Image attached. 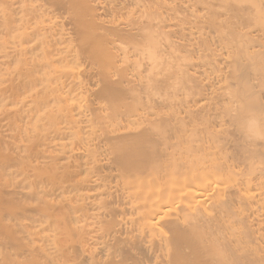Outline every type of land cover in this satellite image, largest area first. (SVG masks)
I'll use <instances>...</instances> for the list:
<instances>
[{
    "label": "bare ground",
    "instance_id": "obj_1",
    "mask_svg": "<svg viewBox=\"0 0 264 264\" xmlns=\"http://www.w3.org/2000/svg\"><path fill=\"white\" fill-rule=\"evenodd\" d=\"M0 264H264V0H0Z\"/></svg>",
    "mask_w": 264,
    "mask_h": 264
}]
</instances>
